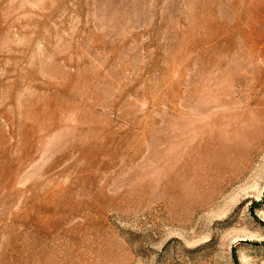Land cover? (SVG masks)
I'll return each instance as SVG.
<instances>
[{
    "label": "rangeland",
    "instance_id": "obj_1",
    "mask_svg": "<svg viewBox=\"0 0 264 264\" xmlns=\"http://www.w3.org/2000/svg\"><path fill=\"white\" fill-rule=\"evenodd\" d=\"M0 264H264V0H0Z\"/></svg>",
    "mask_w": 264,
    "mask_h": 264
}]
</instances>
